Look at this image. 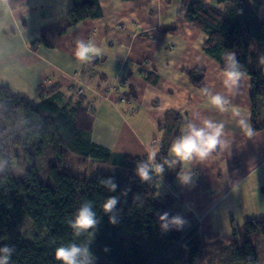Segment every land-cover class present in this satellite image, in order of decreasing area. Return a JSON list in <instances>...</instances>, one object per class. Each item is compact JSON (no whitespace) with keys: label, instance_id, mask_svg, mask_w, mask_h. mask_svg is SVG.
<instances>
[{"label":"crops","instance_id":"obj_1","mask_svg":"<svg viewBox=\"0 0 264 264\" xmlns=\"http://www.w3.org/2000/svg\"><path fill=\"white\" fill-rule=\"evenodd\" d=\"M98 1L100 18L67 27L63 17L74 0H27L20 7L0 0V84L33 105L48 95H61L79 104L83 113L87 109L83 118H91V107L98 111L96 118L103 119L100 110H111L108 104L116 106V101L135 113L143 109L142 134L133 131L127 120L122 122L123 141L130 144L119 151L132 157H148L151 151H156V158L168 153L189 123L200 125L205 118L222 123L227 148L218 147L203 161L194 159L171 169L174 179L169 183L175 188L168 193L184 203L194 202L203 213L215 196L209 197L211 191L225 192L227 183L235 187L250 175L263 173L264 130L245 136L239 117L233 114L234 108L239 110L252 129L253 79L245 75L236 92L225 88L220 63L204 52L208 36L179 15L181 0L171 4L166 0ZM205 1L217 5L222 0ZM259 1L258 15L264 19V0ZM77 37L95 42L99 53L78 61L74 55ZM192 69L205 71L204 88L230 101L228 112L212 107L210 96L190 83L186 71ZM80 84L86 92L90 90V98L86 92L78 94ZM99 100L103 101L97 109ZM91 133L93 129V139ZM185 170L193 176L188 185L177 179ZM158 177L166 182V173ZM192 214L196 216L195 211ZM196 225L201 234L204 223Z\"/></svg>","mask_w":264,"mask_h":264},{"label":"trees","instance_id":"obj_2","mask_svg":"<svg viewBox=\"0 0 264 264\" xmlns=\"http://www.w3.org/2000/svg\"><path fill=\"white\" fill-rule=\"evenodd\" d=\"M9 2L12 7H20L27 0ZM259 6V0H222L217 5L205 0H181L179 12L208 36L204 52L220 63L222 70V57L231 51L242 65L241 71L252 77L254 132L264 130V121L257 120L255 100L264 95V65L259 63L264 56V19L258 15ZM101 16L98 0H74L63 19L71 27ZM186 74L193 86L204 89L205 71L192 69ZM78 107L61 95H48L33 105L0 84V248H15L9 264H58L55 249L71 243L89 244L94 264H201L207 257L211 263L221 259L222 254L208 247L216 249L224 246L223 242H206L198 225L161 230L159 215L166 211L172 218L179 211L174 195L160 194L157 174H152L151 182H141L136 176V165L146 161V156L116 153L92 141L83 129L85 125L81 128L78 124L83 119L79 114H84ZM69 154L83 162L94 159L110 163L120 172L97 173L88 179L78 177L63 169ZM166 158L168 153H161L156 162L162 163ZM47 159V181L42 182L37 162ZM171 169L167 165L164 169L169 181L174 179ZM106 179L117 184L115 192L100 184ZM110 196L118 197V204L113 213L106 214L102 205ZM88 201L100 221L90 243L87 233L76 237L68 226V221ZM110 215L116 216L117 224L109 223ZM27 221L32 223L31 240L16 234ZM240 234L239 229L235 230L234 235ZM257 235L264 238V220L246 222L242 246L227 244L228 256L242 264H258L257 248L250 239Z\"/></svg>","mask_w":264,"mask_h":264},{"label":"rangeland","instance_id":"obj_3","mask_svg":"<svg viewBox=\"0 0 264 264\" xmlns=\"http://www.w3.org/2000/svg\"><path fill=\"white\" fill-rule=\"evenodd\" d=\"M89 92L90 90H87L86 94L90 98L91 93ZM102 101L103 100L98 101V105L96 106L97 109ZM121 102L122 101H116V106L108 104V107L111 110H108L107 112L100 110V117L103 119L96 118L98 111L90 107L89 114L91 118H83V116L79 114L84 120L81 119V121L78 122L80 127L82 126V122L83 124L84 122L86 123V125L83 126V129L88 132L89 136L90 130L93 129V133H91V136L93 137V139L91 138L92 141L104 145L116 153L121 152L119 151L120 148H122L121 146L130 144L123 141L122 131L124 130V126H122V122L127 120L131 129L140 133L143 132V122L146 121V116L144 115L145 111L143 109L139 108L138 112L135 113L126 106V104ZM83 111L84 113H87L86 108H83ZM81 113L83 112L81 111ZM257 116L259 122L264 121V95L257 98ZM94 117L95 121H93ZM142 136L143 138L150 137ZM146 144L150 146V143ZM69 155L70 157H66L64 160L63 169L64 171H69L78 177L88 179L93 178L97 173L117 174L120 172L117 167L110 163H103L94 159H88L83 162L78 156L73 154ZM48 162V159L37 162L42 173H40L42 182L47 181L44 173L46 169L45 166ZM21 169L19 170L21 171ZM19 170L17 172H19ZM164 179L166 182L164 183L162 181V183L160 182L158 185L161 195L169 192L170 187H174L172 183H169V179ZM227 185L228 188L225 192H217V190L211 191L212 194H210L209 197H212L213 195L215 196L206 209V213L201 212L200 207H197L194 202L189 201L190 204H188L181 200H176L179 205V211L176 212V215H179L186 221L183 225L184 229H190L193 225H196L199 222L202 224L204 223V229L202 225L201 230V235L204 237V240L206 242L222 241L224 244V246H217L216 249L213 248L214 246L211 248L208 247L209 250L217 251L218 254H222L223 256L221 259L216 258V261L211 263L207 257L201 264H242L241 262L233 261L231 257L228 256L229 247H227V244L232 245V243H237L239 246H242L243 241L246 238L244 236L245 223L251 220H264V170L263 173L260 171L250 175L235 187H232L230 183H227ZM194 211L196 212V216L194 214L191 216V212ZM185 215H188V217H185ZM204 220L207 221L203 222ZM237 229L240 230V235H234V232ZM16 234L24 239L31 240L33 234L32 223L27 221L22 224L16 231ZM232 236L234 239H231ZM250 239L253 245L257 248L258 264H264V238L261 235H257L251 236Z\"/></svg>","mask_w":264,"mask_h":264},{"label":"clouds","instance_id":"obj_4","mask_svg":"<svg viewBox=\"0 0 264 264\" xmlns=\"http://www.w3.org/2000/svg\"><path fill=\"white\" fill-rule=\"evenodd\" d=\"M74 43V55L78 61H87L91 55L99 53V48L91 40L86 43L83 39L77 37ZM222 59L225 61L223 70L224 86L230 92H236L239 89L240 81L245 76V72L241 71L242 65L237 61L234 52H226ZM259 63L264 65V56L259 58ZM202 91L210 96L209 103L216 110L221 112L229 111L230 101L225 100L221 94L211 95L210 90L207 88L202 89ZM233 114L239 117L237 123L241 131L245 136L250 137L252 129L247 119L235 108ZM225 136L224 125L212 119L205 118L200 125L189 123L186 126V131L179 135L171 144L168 150V158L164 159L162 163H157L156 151H151L146 161L137 163L135 174L141 182H151L153 180L152 174H162L166 165L175 167L178 163L190 162L194 159L203 161L218 147H228L229 141L224 138ZM177 179L182 185H188L192 181L193 176L185 170L178 174ZM100 184L107 187L110 192H115L117 189V184L113 179L101 180ZM135 199H138V197ZM117 204L118 197L110 196L107 198L102 205L104 213H113ZM158 220L162 231L168 230L170 226L180 229L186 223L179 215L169 219V213L166 211L159 215ZM99 222L96 212L92 210V202L88 201L75 213L74 219L68 221V226L73 230L76 237L87 233L90 243L91 238L95 236V229ZM109 223L113 225L118 223L115 215L109 216ZM14 252V247L5 246L0 248V264H9ZM54 258L58 264H94L95 261L89 244L78 245L76 243L57 247L54 252Z\"/></svg>","mask_w":264,"mask_h":264},{"label":"built area","instance_id":"obj_5","mask_svg":"<svg viewBox=\"0 0 264 264\" xmlns=\"http://www.w3.org/2000/svg\"><path fill=\"white\" fill-rule=\"evenodd\" d=\"M78 94L84 95L86 92V86L83 84H80L77 88Z\"/></svg>","mask_w":264,"mask_h":264},{"label":"water","instance_id":"obj_6","mask_svg":"<svg viewBox=\"0 0 264 264\" xmlns=\"http://www.w3.org/2000/svg\"><path fill=\"white\" fill-rule=\"evenodd\" d=\"M169 219H171V217L169 216Z\"/></svg>","mask_w":264,"mask_h":264}]
</instances>
